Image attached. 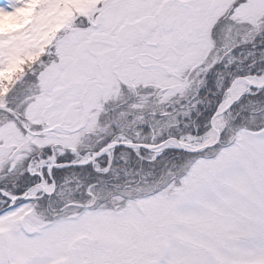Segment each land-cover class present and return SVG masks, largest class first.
I'll return each instance as SVG.
<instances>
[{
  "label": "snow or ice",
  "instance_id": "obj_1",
  "mask_svg": "<svg viewBox=\"0 0 264 264\" xmlns=\"http://www.w3.org/2000/svg\"><path fill=\"white\" fill-rule=\"evenodd\" d=\"M258 45L264 0H0V264H264Z\"/></svg>",
  "mask_w": 264,
  "mask_h": 264
},
{
  "label": "trees",
  "instance_id": "obj_2",
  "mask_svg": "<svg viewBox=\"0 0 264 264\" xmlns=\"http://www.w3.org/2000/svg\"><path fill=\"white\" fill-rule=\"evenodd\" d=\"M258 47H264V45H258ZM237 51H240L239 49Z\"/></svg>",
  "mask_w": 264,
  "mask_h": 264
}]
</instances>
